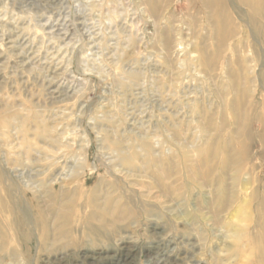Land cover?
Listing matches in <instances>:
<instances>
[{
  "label": "rangeland",
  "instance_id": "374dc122",
  "mask_svg": "<svg viewBox=\"0 0 264 264\" xmlns=\"http://www.w3.org/2000/svg\"><path fill=\"white\" fill-rule=\"evenodd\" d=\"M263 120L264 0H0V264H264Z\"/></svg>",
  "mask_w": 264,
  "mask_h": 264
},
{
  "label": "bare ground",
  "instance_id": "6f19581e",
  "mask_svg": "<svg viewBox=\"0 0 264 264\" xmlns=\"http://www.w3.org/2000/svg\"><path fill=\"white\" fill-rule=\"evenodd\" d=\"M45 2V1H44ZM264 121V120H263ZM206 161H208V160H205V164L207 165L208 164V162H206ZM225 165H226V159H225V157H224V161L222 162V167H221V169L222 170H224V167H225ZM222 183V182H221ZM224 190V189H223ZM218 198H219V202L220 203H222V202H224L225 201V197H224V194L222 193L220 196H218ZM263 198H264V196H263ZM247 205H245V204H238V207H237V210H236V212H240V211H242V210H244L245 208H247L246 207ZM260 211V209H258V212ZM240 214V213H239ZM263 256V255H262ZM116 261V260H115ZM262 261H263V258H262ZM261 261V263H263Z\"/></svg>",
  "mask_w": 264,
  "mask_h": 264
}]
</instances>
